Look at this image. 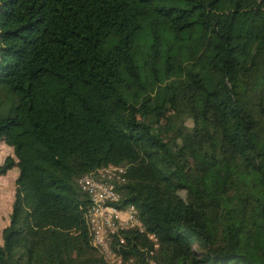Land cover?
Listing matches in <instances>:
<instances>
[{
    "label": "trees",
    "instance_id": "obj_1",
    "mask_svg": "<svg viewBox=\"0 0 264 264\" xmlns=\"http://www.w3.org/2000/svg\"><path fill=\"white\" fill-rule=\"evenodd\" d=\"M0 140V264H104L78 180L109 164L133 264H264V0H0Z\"/></svg>",
    "mask_w": 264,
    "mask_h": 264
},
{
    "label": "built area",
    "instance_id": "obj_2",
    "mask_svg": "<svg viewBox=\"0 0 264 264\" xmlns=\"http://www.w3.org/2000/svg\"><path fill=\"white\" fill-rule=\"evenodd\" d=\"M127 172L128 166L109 164L78 180L90 199L85 215L91 243L104 264H130L132 259L127 260L119 250L127 242L124 233L134 229L145 231L136 206L123 202L121 188L127 182Z\"/></svg>",
    "mask_w": 264,
    "mask_h": 264
},
{
    "label": "rangeland",
    "instance_id": "obj_3",
    "mask_svg": "<svg viewBox=\"0 0 264 264\" xmlns=\"http://www.w3.org/2000/svg\"><path fill=\"white\" fill-rule=\"evenodd\" d=\"M167 114L171 116V111H168ZM150 122L155 130H158L160 127L166 138L165 119H157L153 117L150 119ZM188 124L192 125V121L188 120ZM9 155H14L13 148L6 144L4 140H0V165L4 163ZM18 175L19 169L15 165L11 167L7 173L0 176V246H3L4 244V229L10 225L13 204L17 191L16 181ZM130 264H133V261H131Z\"/></svg>",
    "mask_w": 264,
    "mask_h": 264
}]
</instances>
